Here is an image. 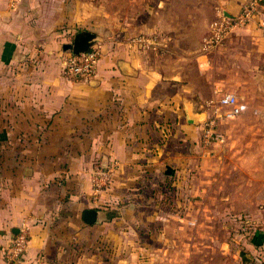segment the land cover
Listing matches in <instances>:
<instances>
[{"label":"crops","instance_id":"1","mask_svg":"<svg viewBox=\"0 0 264 264\" xmlns=\"http://www.w3.org/2000/svg\"><path fill=\"white\" fill-rule=\"evenodd\" d=\"M251 1L219 0L220 12L235 16ZM255 1L253 21L234 30L236 82H247L250 69L249 81L264 93V0ZM37 3L0 0V264L73 262L83 232L107 222L98 207L104 194L98 200L91 184L98 168L117 165L106 198L111 204L129 198L131 213L138 203L130 198L152 196L166 183L184 160L180 146L190 145L186 158L194 150L196 91L184 65L210 51L177 43L183 58L162 66L157 57L172 38H163V27L154 31L160 38L139 31L101 45L95 78L78 83L62 76L63 60L48 56L49 49L35 54L36 37L48 33ZM136 37L151 41L154 61L148 47L131 43ZM90 209L98 222L87 225L82 214ZM248 216L253 233L241 240V263L264 264V209H248ZM20 230L28 245L23 259L12 262L7 250Z\"/></svg>","mask_w":264,"mask_h":264},{"label":"rangeland","instance_id":"2","mask_svg":"<svg viewBox=\"0 0 264 264\" xmlns=\"http://www.w3.org/2000/svg\"><path fill=\"white\" fill-rule=\"evenodd\" d=\"M37 5L48 33L36 37L34 52L40 56L49 49L48 56L57 63L67 54L63 45L71 44L79 32L93 33L101 46L122 43L139 31L157 35L156 28L163 27L168 34H161L163 38L177 40L170 39L162 47L166 52L157 57L169 67L184 56L175 45L187 41L193 48L204 46L221 14L219 0H38ZM237 31L211 47L204 59L192 56L184 65L198 109L190 133L192 155L185 157L191 147L182 144L184 160L166 183L152 196L130 198L138 203L134 213L129 198L107 201L111 186L95 191L94 176L105 170L96 169L92 190L98 200L104 194L98 207L105 210L107 222L98 232H83L69 264H243L241 240L253 233L248 209H264V93L249 81L250 69L245 70L247 82H236ZM146 51L154 61L155 49ZM223 94L242 97L245 113L221 120L218 100ZM206 119L213 121L218 142L205 141Z\"/></svg>","mask_w":264,"mask_h":264},{"label":"built area","instance_id":"3","mask_svg":"<svg viewBox=\"0 0 264 264\" xmlns=\"http://www.w3.org/2000/svg\"><path fill=\"white\" fill-rule=\"evenodd\" d=\"M18 0H12L13 3ZM257 1L253 0L245 4L241 11L232 17H227L224 14L218 15V18L211 25V32L208 38L205 39L204 48L210 49L220 45L235 29L242 28L250 24L257 15ZM131 43L141 47H149L151 41L145 37H136L131 40ZM101 56V47L95 44L86 52L73 54L68 52L63 59V73L69 78L79 82L88 83L92 81L97 72ZM220 111L218 117L221 120H230L243 115L246 111V104L240 101L234 94H223L218 100ZM203 137L206 142H218L213 121H203ZM221 141V140H220ZM115 163H111L108 167L97 173L94 177L93 185L95 191L101 190L104 186H108L111 181V175L114 172ZM27 233L20 230L13 236L7 250V255L10 261L20 262L23 259L26 247L28 245Z\"/></svg>","mask_w":264,"mask_h":264},{"label":"water","instance_id":"4","mask_svg":"<svg viewBox=\"0 0 264 264\" xmlns=\"http://www.w3.org/2000/svg\"><path fill=\"white\" fill-rule=\"evenodd\" d=\"M98 43V38L96 35L90 32L82 31L74 35L73 41L71 44L63 45V52H70L73 54H79L86 52L89 47ZM82 220L87 225H92L97 223V212L95 210H85L82 214ZM15 234L18 232L15 231Z\"/></svg>","mask_w":264,"mask_h":264}]
</instances>
